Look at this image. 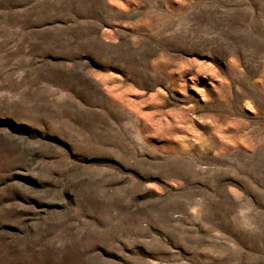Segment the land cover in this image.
Segmentation results:
<instances>
[{"label":"rangeland","instance_id":"1","mask_svg":"<svg viewBox=\"0 0 264 264\" xmlns=\"http://www.w3.org/2000/svg\"><path fill=\"white\" fill-rule=\"evenodd\" d=\"M0 264H264V0H0Z\"/></svg>","mask_w":264,"mask_h":264}]
</instances>
